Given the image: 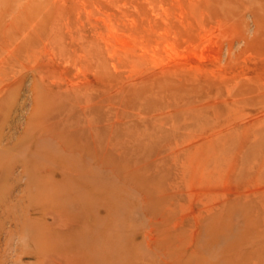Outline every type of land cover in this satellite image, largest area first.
Segmentation results:
<instances>
[{
  "label": "rangeland",
  "instance_id": "374dc122",
  "mask_svg": "<svg viewBox=\"0 0 264 264\" xmlns=\"http://www.w3.org/2000/svg\"><path fill=\"white\" fill-rule=\"evenodd\" d=\"M0 88L17 217L81 167L114 264H264V0H0ZM4 207L0 264L78 261L89 206L40 259Z\"/></svg>",
  "mask_w": 264,
  "mask_h": 264
},
{
  "label": "bare ground",
  "instance_id": "6f19581e",
  "mask_svg": "<svg viewBox=\"0 0 264 264\" xmlns=\"http://www.w3.org/2000/svg\"><path fill=\"white\" fill-rule=\"evenodd\" d=\"M1 3H3V1H1ZM0 144H1V140H0ZM11 147H7V148L2 147L3 149H0V171L3 170L6 173H8V171H11L12 169V164L10 163L11 160L7 159L8 155L11 153L13 149V147L12 148ZM75 168L77 170H81V172L77 171L75 177L71 179L74 180V183L72 185L73 187L71 189H68L63 186H60L59 188L41 189L35 183L34 184L37 187H35V185L32 184L31 182L28 183L27 184L28 193L30 197L33 199H28V204H25L30 214L26 215V218L24 219L19 216L20 215L19 213L18 216L20 218L17 217L16 216L17 214L14 213V209L17 205L13 203L14 199L12 197V192L14 188L13 185H11L10 191H8L7 194L5 193L0 194V200H1L0 207H4L5 205L4 207L5 212L3 211L4 213L3 215H5V219L2 222V225H4L5 223H9L10 226L14 227L12 229L18 232V234L19 232L29 233L31 236L30 245L32 246V248L31 250L29 249L28 250L31 252V255H29L28 253H24V257L40 259V258H44L45 256H49L48 254L51 252L57 253L64 251V249L68 248L69 246V243L67 239H65L64 237L65 235L62 231L59 234V236L55 237L56 239H53L54 237L50 238L48 236L53 230V227L50 226L49 224H46L47 222L45 223L42 222L43 219H45L43 217V214L45 212H48L49 210H52V212L49 211L50 215L53 212L61 213L62 216L59 217L60 218L59 226L62 228V226H64V220H67V216L64 212L70 215L71 213L70 206L72 207L73 205H82L87 207L89 206L90 210L92 211V215L89 219L91 222L95 224L90 223L89 225H85L86 227L84 231L88 236V238H86L84 241L78 242L77 244H74L75 241H73V243L72 241L70 242V246L71 244L73 246L71 247L69 252H73V253L77 252L80 255L79 256L77 254L79 256L78 261H76L74 264H114L112 257L113 255L111 252L112 251L111 237L113 234V231L111 230L113 226L112 224L109 223V221H107L108 218H110L111 216V211H112L111 203L107 200V198L103 200L101 199L102 200L101 201L97 197L96 194L97 191H95L94 184L93 187L83 186V184L85 183V177L87 179H91L94 176L90 170L84 171L83 168L81 167H75ZM1 188H2V184L0 186V189ZM92 196H93V201L92 203H89V200ZM97 209L104 210L105 215L104 216L97 215L98 214V213L96 214ZM76 211L78 213L79 210ZM45 214L48 215V213ZM85 215H87V213ZM70 216L74 217L76 215L74 216L70 215ZM57 222L58 221H55V219H53L52 223L51 222L50 223L54 225ZM12 232L11 235L13 234ZM52 259L54 258L52 257ZM69 261L70 260H68L65 263L63 262V264H70Z\"/></svg>",
  "mask_w": 264,
  "mask_h": 264
}]
</instances>
